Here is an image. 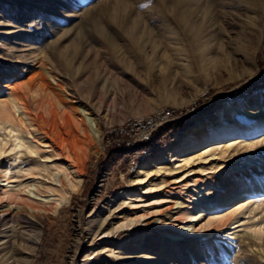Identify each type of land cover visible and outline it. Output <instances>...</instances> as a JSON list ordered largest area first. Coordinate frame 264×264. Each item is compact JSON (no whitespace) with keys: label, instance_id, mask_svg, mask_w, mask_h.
Returning a JSON list of instances; mask_svg holds the SVG:
<instances>
[{"label":"rangeland","instance_id":"1","mask_svg":"<svg viewBox=\"0 0 264 264\" xmlns=\"http://www.w3.org/2000/svg\"><path fill=\"white\" fill-rule=\"evenodd\" d=\"M12 92L41 131L83 148L81 186L55 216L0 224L38 240L22 243L19 264H264V0H0V101ZM78 107L98 142L67 132ZM162 109L174 119L157 152L188 133L204 141L132 186L137 169L105 132ZM11 143L1 184L3 173L46 160ZM190 201L199 217L180 234L185 217L171 212Z\"/></svg>","mask_w":264,"mask_h":264},{"label":"bare ground","instance_id":"2","mask_svg":"<svg viewBox=\"0 0 264 264\" xmlns=\"http://www.w3.org/2000/svg\"><path fill=\"white\" fill-rule=\"evenodd\" d=\"M44 74L47 75L46 72ZM51 81L53 82V79ZM53 83L56 84V82ZM77 111L79 113L77 120L73 124L69 122L65 126L67 132L72 133L74 136L77 132L86 144L98 142L100 134L96 121L85 108L78 107ZM0 123L6 126V130H2L4 138L0 141V156L10 140L12 142L10 151L20 153L24 148L28 157H31L33 153L37 154L39 151H43V155L46 158L45 163L38 162L28 165L30 162L25 166L23 164L25 168L19 171L18 175L15 173L16 176L14 175V177L12 175L9 176L8 172L1 174L4 179L1 180L3 184L0 183V224L8 216L14 218L26 216V218L36 222L43 218L48 219L51 216H55L60 207L68 201L70 194L77 191L81 186L82 145L64 147L54 136L48 135V131H41L31 117L27 104L17 92L9 93L6 99L0 101ZM203 127L204 124L200 123L190 130L195 132L203 129ZM202 141H204L203 135L200 136V139L195 140L193 134L188 133L184 139L178 141L177 147H172L166 152L163 150L158 151L154 157L148 159L141 166L136 167L137 170L135 169L136 171L134 170L135 172H133L130 185L142 184L147 180L149 173L145 172L144 169L158 163L172 161L176 159L178 154L189 151L195 143ZM22 155L24 154L22 153ZM62 160H64L65 166L58 164ZM46 162H52V164L48 165ZM11 163L16 164L14 159ZM141 174L144 176H140ZM28 179H30V182H25ZM13 183L16 184L13 185ZM232 188V192H236L237 188ZM231 197V195L224 196L220 204L231 200ZM194 200H198L197 195L194 196ZM189 203L195 204L192 201L179 203L176 211L171 212L172 214H183L185 217L184 224L179 227L180 234H183L188 229L192 231L194 226L191 223L197 221L199 217L198 213L194 211L195 208L190 206ZM169 218L168 220H175L173 216ZM162 220H160L161 224H159V219L156 221L159 222L158 225H160L161 229H165L164 225L167 223H163ZM103 224H105L104 221L97 227L96 232L104 230ZM169 224L172 225V221ZM24 241H30L32 244L38 242L35 237L27 236L23 233L15 234L13 230H1L0 264H19L21 260L19 254L22 252L21 245Z\"/></svg>","mask_w":264,"mask_h":264},{"label":"built area","instance_id":"3","mask_svg":"<svg viewBox=\"0 0 264 264\" xmlns=\"http://www.w3.org/2000/svg\"><path fill=\"white\" fill-rule=\"evenodd\" d=\"M173 114V111L162 109L129 117L122 124L110 127L105 135L116 141V150L124 151L133 171L157 152L158 146L167 137L162 129L167 123L173 122Z\"/></svg>","mask_w":264,"mask_h":264},{"label":"trees","instance_id":"4","mask_svg":"<svg viewBox=\"0 0 264 264\" xmlns=\"http://www.w3.org/2000/svg\"><path fill=\"white\" fill-rule=\"evenodd\" d=\"M254 82H253V80H251V81H249V82H247L246 83V85L244 86V89H246L247 87V89H249V86L250 85H252ZM243 89V88H242ZM242 89H240L241 91H239V89H237L236 91H234L233 93H231L230 95H232V94H235V93H239V96L238 97H241L242 95H243V91H242ZM246 89V90H247ZM227 99H228V97H227ZM201 113H203L202 111H198L197 113H195V114H192V115H190V116H187L186 118H183V119H181V120H179L178 122H177V127H180V128H182V127H187L188 125H190V123H192L198 116H199V114H201ZM170 128H171V126H170ZM119 155V157L120 158H122V155H120V154H118Z\"/></svg>","mask_w":264,"mask_h":264},{"label":"snow or ice","instance_id":"5","mask_svg":"<svg viewBox=\"0 0 264 264\" xmlns=\"http://www.w3.org/2000/svg\"><path fill=\"white\" fill-rule=\"evenodd\" d=\"M33 155H35V154L33 153Z\"/></svg>","mask_w":264,"mask_h":264}]
</instances>
